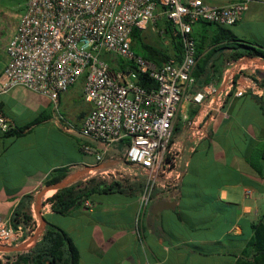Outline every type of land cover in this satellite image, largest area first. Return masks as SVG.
Here are the masks:
<instances>
[{
    "label": "crops",
    "instance_id": "crops-1",
    "mask_svg": "<svg viewBox=\"0 0 264 264\" xmlns=\"http://www.w3.org/2000/svg\"><path fill=\"white\" fill-rule=\"evenodd\" d=\"M204 1L220 6L234 0ZM0 14L1 74L20 13ZM215 28L198 22L193 31L210 40ZM228 28L238 38L264 47V0H251L242 19ZM75 84L60 95L58 109L47 95L22 86L0 94V115L13 126L44 115L23 136L0 134V219L11 216L23 195L32 194L37 237L44 226L41 218L60 226L77 245L79 264H249L251 225L264 221V115L253 95L229 97L227 113L216 116L208 126V137L194 145L184 139L182 130L178 136L182 180L175 193L154 194L143 208L142 191L96 193L88 200L91 208L82 205L61 215L49 203L41 205L57 189L46 183L53 170L68 167L64 179H86L105 169L138 173L133 166L117 165L106 157L94 164V158L81 151L84 139L75 131L91 106L75 107V95L70 93ZM77 92L82 96V82ZM257 96L264 99V89ZM64 123L74 132L66 130ZM162 199L175 201V206L152 211ZM35 239L16 246L27 243L29 248Z\"/></svg>",
    "mask_w": 264,
    "mask_h": 264
},
{
    "label": "built area",
    "instance_id": "built-area-1",
    "mask_svg": "<svg viewBox=\"0 0 264 264\" xmlns=\"http://www.w3.org/2000/svg\"><path fill=\"white\" fill-rule=\"evenodd\" d=\"M250 1L218 6L204 0H26L6 46L0 94L22 86L47 95L58 109L60 95L81 79L83 99L91 107L75 131L84 139L80 149L99 164L115 143L128 139L125 159L145 178L143 208L154 194L179 189L182 145L172 142L178 116L186 123L184 139L194 145L206 137L216 116L227 113L229 97L263 92L264 68L248 65L246 58L225 68L219 84L193 90V26L206 22L231 27L242 19ZM158 18L173 24L183 48L181 60L170 58L160 66L132 49L134 28L146 29ZM113 57L122 59L125 68ZM140 72L153 78L156 87L147 90L137 84ZM191 108L196 113L189 118ZM10 127L0 115V132ZM64 127L74 132L68 124ZM100 173L117 174L111 169ZM83 205L91 208L88 200ZM24 232L10 217L0 219V245L16 246L25 241Z\"/></svg>",
    "mask_w": 264,
    "mask_h": 264
},
{
    "label": "trees",
    "instance_id": "trees-1",
    "mask_svg": "<svg viewBox=\"0 0 264 264\" xmlns=\"http://www.w3.org/2000/svg\"><path fill=\"white\" fill-rule=\"evenodd\" d=\"M162 20L163 29L161 30L169 43L167 48H160L146 42L144 29L134 28L132 32L133 51L157 66L162 65L170 58L181 60L183 52L181 35L170 21L166 18H162ZM203 23L215 25L216 28L210 40L206 34H195L192 31L197 51V62L193 70L194 91L209 83L219 84L225 68L241 58L259 57L264 59V47L260 44L238 38L229 28L213 23ZM220 49L221 51L214 57V54ZM118 67L125 68V62L122 59H120ZM136 82L147 90L153 89L157 85L156 81L144 72L138 73ZM253 98L264 115V99L257 95H253ZM195 113L196 109L192 108L189 118H192ZM43 120L44 115L41 113L29 123L20 126L11 125L9 130L0 132V134L6 137H20ZM184 127L182 123L177 122L173 136L178 138ZM207 137L208 133L205 138ZM129 143L128 139L115 143L105 157L116 161L117 165H130L125 159ZM252 165L259 173L261 172L256 164L252 163ZM67 172L68 167L53 170L51 178L46 183L48 185L56 184L66 177ZM144 183L145 178L140 173L126 174L117 171L116 175H107L96 172L86 179H79L57 188L50 197L41 201V205L49 203L53 212L68 215L81 207L83 202L89 200L93 194L120 192L131 195L135 191H142ZM34 200L35 197L32 194L23 195L10 216L14 227L21 225L24 228L26 241L32 240L37 228V222L31 211ZM251 227L252 236L249 244L253 248V253L249 264H264V221L259 220ZM79 259V250L73 239L63 228L47 220H44L43 229L31 247L18 251H0V264H79Z\"/></svg>",
    "mask_w": 264,
    "mask_h": 264
},
{
    "label": "rangeland",
    "instance_id": "rangeland-1",
    "mask_svg": "<svg viewBox=\"0 0 264 264\" xmlns=\"http://www.w3.org/2000/svg\"><path fill=\"white\" fill-rule=\"evenodd\" d=\"M25 1L26 0H0V13L1 12L21 13L22 10L24 9ZM161 29H163V20L162 18H158L153 23L148 25L146 29H144L145 41L154 46L160 47V48H167L169 46L168 39L162 32H160ZM113 58H114L113 60L117 62V66H118L120 58H116V57H113ZM247 64L251 65L252 63L251 61H248ZM80 86H81V79L72 87L70 93H73L75 95L73 97V101L75 102L74 104L75 107L79 110H86L90 106V104L86 102L83 99V97L80 96L79 93L77 92ZM179 117L180 116H178L177 119ZM178 122L182 123L181 118H180V121ZM177 140L178 138L173 136L172 142H176Z\"/></svg>",
    "mask_w": 264,
    "mask_h": 264
},
{
    "label": "water",
    "instance_id": "water-1",
    "mask_svg": "<svg viewBox=\"0 0 264 264\" xmlns=\"http://www.w3.org/2000/svg\"><path fill=\"white\" fill-rule=\"evenodd\" d=\"M221 51L218 50L215 55L217 53H219ZM246 59H248L249 61H251V63L253 65H256V66H259L261 68H264V59H260L259 57H246ZM249 72V71H247ZM81 178V177H80ZM79 177H70V178H66L64 180H61L59 181L58 183L55 184L54 187L56 188H60V187H63L67 184H70L74 181H77L80 179ZM39 199V198H38ZM175 206V201H169L167 199H162V200H159L158 202H156V204L154 205L152 211H158V210H162L164 208H168V207H174ZM42 222L44 221L43 218H41ZM37 237V234H34L32 236V240H34L35 238ZM24 248H27V243L24 244L22 247H19V246H3V245H0V251H14V250H22Z\"/></svg>",
    "mask_w": 264,
    "mask_h": 264
}]
</instances>
